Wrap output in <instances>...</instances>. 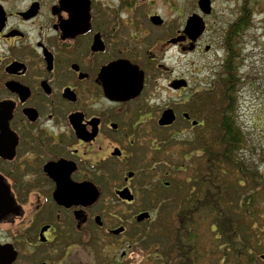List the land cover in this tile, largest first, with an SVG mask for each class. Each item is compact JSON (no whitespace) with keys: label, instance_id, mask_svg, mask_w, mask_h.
<instances>
[{"label":"flooded vegetation","instance_id":"1","mask_svg":"<svg viewBox=\"0 0 264 264\" xmlns=\"http://www.w3.org/2000/svg\"><path fill=\"white\" fill-rule=\"evenodd\" d=\"M156 1L175 4L0 0V264H123L140 243V261H167L161 240L153 253L145 241L167 236L206 183L207 105L214 90L236 98L247 23L223 30L216 80L200 86L191 54L212 9L193 38L197 2L168 22ZM165 110L174 120L161 124Z\"/></svg>","mask_w":264,"mask_h":264},{"label":"trees","instance_id":"2","mask_svg":"<svg viewBox=\"0 0 264 264\" xmlns=\"http://www.w3.org/2000/svg\"><path fill=\"white\" fill-rule=\"evenodd\" d=\"M239 19L245 22L248 17L241 11ZM218 97L213 95L209 100L208 109L215 116L208 114L209 136L203 143L206 183L194 192L196 200L180 201L176 214L167 220L166 225L171 229L167 230V243L163 246L168 248V258L161 264L258 261L254 255L262 244L256 243L261 234L264 240V175L240 152L249 149L250 142L234 119L233 102ZM252 223L258 226L253 229ZM205 231L206 247L196 243L197 236ZM190 234L193 238H189ZM144 263L156 264L155 261Z\"/></svg>","mask_w":264,"mask_h":264},{"label":"rangeland","instance_id":"3","mask_svg":"<svg viewBox=\"0 0 264 264\" xmlns=\"http://www.w3.org/2000/svg\"><path fill=\"white\" fill-rule=\"evenodd\" d=\"M196 1L174 0L175 4L172 10L166 5H161V2L156 1L158 5L152 9L157 11L162 17H165L168 22H171L176 20L174 18H180L179 15L182 13L187 12L190 14V9L194 4L196 5ZM211 6L212 12L206 16L208 27L201 36L202 40L198 49L193 50L191 54L193 63L192 83H200L199 85L203 86L205 82L208 85L207 87H211L209 83L216 80L215 71L219 67V59L222 57L219 40L223 30L225 31L226 26L233 25L235 20L237 22V15L240 10H243L248 16L250 15V22L245 26V29L239 32L240 35L237 37L236 48L241 56L237 65L240 67V74L243 77L238 85L239 89L236 102L234 103L233 116L250 142V148L242 149L240 152L247 157L253 167L262 172L264 168V0H211ZM205 44L210 45V50L207 52L203 50ZM168 53L169 55L179 54L176 49H172ZM207 113L212 118L215 116L213 111ZM257 226L255 224L252 228L255 229ZM152 230L149 232L150 237L148 240L154 242L162 240V242L167 243L164 236L155 235L156 229ZM257 241L260 242L256 243V245L264 244L262 234ZM145 245L149 244L145 241ZM139 246H141V243L136 245L132 258L122 261L123 264H145L144 261L139 260L142 257ZM149 248L152 249L153 246ZM257 254L264 255V245H262L260 252ZM261 261L258 260L259 264H261ZM81 262L85 263V261Z\"/></svg>","mask_w":264,"mask_h":264},{"label":"water","instance_id":"4","mask_svg":"<svg viewBox=\"0 0 264 264\" xmlns=\"http://www.w3.org/2000/svg\"><path fill=\"white\" fill-rule=\"evenodd\" d=\"M199 7L203 12H209L210 10V6H209V0H199L198 1ZM155 22H159L160 19L155 16L154 18ZM189 28V30L192 31L193 34V38H195L194 36L199 35L203 29H204V23L202 21V19L197 15V14H192L190 15L187 20H186V24H185V29ZM174 119V114L171 110H165L162 113L161 118L159 119V122L161 124H167L172 122ZM86 195L87 193L83 190V188L76 186V195L77 196H82V195ZM94 198H96V193L93 194V196L91 197V199L89 200V202L91 200H94ZM147 215V213H143L137 216V220H141L143 219L145 216ZM122 228H117L114 229L113 232H118L119 230H121Z\"/></svg>","mask_w":264,"mask_h":264}]
</instances>
